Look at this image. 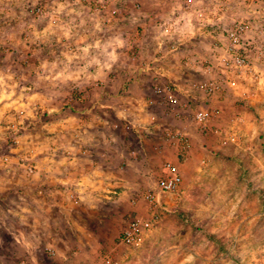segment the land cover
<instances>
[{"label": "rangeland", "instance_id": "rangeland-1", "mask_svg": "<svg viewBox=\"0 0 264 264\" xmlns=\"http://www.w3.org/2000/svg\"><path fill=\"white\" fill-rule=\"evenodd\" d=\"M239 21L247 29L229 51ZM203 110L208 131L194 121ZM89 121L113 139L94 141L85 158ZM73 138L80 167L67 182L55 175H65ZM106 149L120 157L116 176H88ZM168 163L182 180L158 194ZM0 171L14 187L0 192V264H264V0H0ZM113 187L117 201L100 205L99 191ZM94 213L105 216L106 241L86 239ZM134 219L141 233L144 221L158 228L124 243ZM49 223L56 258H28L12 242L17 232L49 236Z\"/></svg>", "mask_w": 264, "mask_h": 264}, {"label": "crops", "instance_id": "crops-1", "mask_svg": "<svg viewBox=\"0 0 264 264\" xmlns=\"http://www.w3.org/2000/svg\"><path fill=\"white\" fill-rule=\"evenodd\" d=\"M156 65L157 64H155L154 67ZM88 77H89V79L87 78L85 80L91 81L90 75H88ZM84 94H85V96H88V91H85ZM98 94H99L98 95L99 97H100V94L102 96H104V94L102 92H100ZM70 97L71 98H74V96H70ZM66 109L74 112L71 107L66 108ZM92 121H89L88 123H84L85 126H88L90 124L91 127L89 129H87V127H85V128L82 127V132L85 133V130H87V132L89 131L88 133H85L84 134V136H83V142H81V145H80L82 148H81V150L78 151L80 153L79 156H82L83 155V156H85V158H86V156L87 157L90 156V154L92 152L91 146L94 145L93 144L94 141L96 143H98L99 145H102L101 143H103V142H109L108 144H110L111 143V140L113 139V138L105 139L104 137H102V135H100L98 133H97L98 134L97 135L96 134V131L93 130V128H92V126H93ZM96 121H97L96 125L98 126V124L99 125L100 124H103V121L104 120L102 121L101 119L98 118V119H96ZM60 124H61V126L63 125L62 122L55 123V126H57L56 127L57 130H58V126ZM66 126H68L67 123H66ZM72 129L76 130L74 128V125H73ZM74 130H72V131H74ZM75 134L78 135V133H75ZM75 141L76 142H79L78 140H76L75 138H73L70 141L71 143H69L70 145H69L68 151L70 152V154L68 155V153H67L65 155V165H64L66 167L65 175H55L57 178H61V179L65 178V180L67 182H69V180L74 181L72 179V178H74V176H71V174L73 173V169H78L80 167L79 164H78V163H80V161H79L80 159L78 157L77 152H75V150L73 149L74 148ZM76 145H78V143ZM102 155L105 156L106 159H103L102 158ZM102 155H98L97 158L94 156V158L89 159V162L88 163H90V165L87 168L88 169L87 175L91 177L94 174H99L100 177H102V178L111 177V176L115 177L116 176V170L119 169V162H120V160H119L120 157H119L117 151L115 149L113 151H111L109 149L107 151H104L103 150L102 151ZM58 159H60V158H58ZM50 160H53V156L50 157ZM106 160L112 166L111 170H106V169H102L101 168L102 165H100V163H103L104 164V163H106ZM108 166L109 165H106V164L103 165V167H108ZM6 167L7 166H5V169H6ZM82 170H85V168L83 166H82ZM12 175L13 174H12L11 171L10 172L0 171V180H2V182L3 181H6V180H9L8 177H12ZM77 179H79V178H77ZM76 181H77L76 183H78V184L84 183V181H81V182L78 181V180H76ZM6 187L7 186H5L3 184H0V192L2 190H4ZM12 187H13V185L10 184L9 187H7V189L8 188L11 189ZM81 187H82L81 190H82V194H83L82 195V198H85L86 199V196L92 194L90 187H87L86 185L85 186L84 185L83 186L81 185ZM16 188L19 189L20 186H18ZM72 188H74L76 191L79 190V188H77V187L76 188L75 187H72ZM118 191L119 190L116 189V187H113V190H109L108 193L99 191L98 197L102 201L100 205L106 206V203H109V202L111 204L115 203L117 201V199H118V197L116 195L117 193H119ZM18 192H20V191H18ZM1 201H2V199H0V209L2 208L4 210V204H1ZM48 204L50 205V207H52V209H56L55 202H51V203H48ZM83 206H87L88 207V205H86V203H83ZM25 209H26V206H23V205H20V204L18 206H15V207H12L11 208V210H13L14 214H16L17 217H18V221L16 223L17 225L22 224V222L23 223L25 222V221H23L24 214H23V212H21V210H25ZM94 216L98 220V221H96L97 224H96V226H92V228H90L88 232H85V233H87V235H85V236H87L86 239L89 242H91V243L92 242H97L98 243L99 241H106L107 232H110V228L106 226V221L105 222L102 221V220H104L105 216L102 215V214H100V213H94ZM4 221H5V219H4V216H3V217L0 218V222L4 223ZM77 222H78V225L80 223V224H82L84 226L83 221H77ZM39 223L41 224V226L44 225L42 221H40ZM84 223H85V221H84ZM73 224L74 223L71 222V224L69 226H73V230L78 231L77 230L78 229V225L76 224V227H75V225H73ZM143 225L146 226V227H144L142 229V233H141V235H142L141 243L144 242V241L146 242L147 238H149V236H151V234L155 233L156 230H157V228H158L157 225H156L155 228H152V222H145L144 221ZM49 230H50V232L48 234L49 236H47L46 234L43 236V235H41V233H37V234H34V235H31L33 233H30V235H25L23 233L17 232V234H15L14 236L11 237L12 238V242L14 244H17V248H22V251L21 252L23 253L24 256H26L28 258H35V256H38L39 255V253H45V254L46 253L47 254L48 253L49 254L51 253V256L53 255V258H56L57 257L56 256L57 255V251H56V249L54 247H52L53 246L52 244L55 243V241H56V238H55V228H54V225L51 224V223H49ZM83 230H84V228H83ZM161 231H162L163 236H165V239L166 238H170V234H171L170 233L171 232L170 230H168L166 228V229H161ZM177 232H178V230H177ZM172 234H174V232ZM45 237H46V239H45ZM83 241H85V240H83ZM162 241L164 242L165 240L163 239ZM44 242H47L49 244L48 245V251H45L44 248H43ZM167 249H169V248H167ZM81 252H83V249L73 250V251H71V255L74 256V255L80 254ZM134 254H136V252ZM125 258H129V259L133 258V253H126L125 254ZM129 259L126 260V261H129Z\"/></svg>", "mask_w": 264, "mask_h": 264}, {"label": "built area", "instance_id": "built-area-1", "mask_svg": "<svg viewBox=\"0 0 264 264\" xmlns=\"http://www.w3.org/2000/svg\"><path fill=\"white\" fill-rule=\"evenodd\" d=\"M188 2H191L192 0H187ZM247 29V24L244 21H239L234 24V27L230 28L227 31L228 39L230 40V47L229 51L234 49V45H237L240 43V36L243 32H245ZM236 53V52H235ZM233 64L235 66H238L242 68L243 70L246 69L248 66V59L243 53H237L232 58ZM216 85L214 81H211L208 85V88L211 91H214L216 89ZM171 103H175L176 99L171 98ZM207 112L204 111H197L194 113V121L197 125H199L200 129L202 131H208L210 128L207 125ZM213 132H218L217 128L213 129ZM232 140H234V135H231L230 137ZM31 170V168H29ZM181 175L177 171V168L174 164H167L166 166V173L163 176V178L160 180L158 185V194L160 193H169L172 191H175L179 184L181 183ZM140 222L137 219H134L130 221V223L127 225V227L123 230L121 233V241L128 244H137L140 240Z\"/></svg>", "mask_w": 264, "mask_h": 264}]
</instances>
